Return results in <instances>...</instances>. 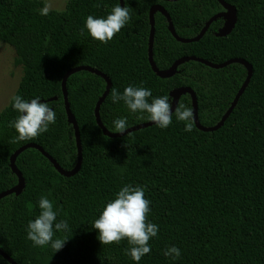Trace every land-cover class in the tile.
Wrapping results in <instances>:
<instances>
[{
    "label": "trees",
    "instance_id": "1",
    "mask_svg": "<svg viewBox=\"0 0 264 264\" xmlns=\"http://www.w3.org/2000/svg\"><path fill=\"white\" fill-rule=\"evenodd\" d=\"M235 6L237 20L226 36H216L225 19L214 20L203 37L177 41L166 17L156 12L153 59L159 69L181 56L214 63L239 57L252 65V76L236 106L217 130H184L173 112L165 129L156 124L118 138L103 134L94 108L106 81L81 70L67 78L70 109L79 127L82 163L73 176L61 175L35 148L16 158L25 185L19 195L0 199V249L18 264H264V0H225ZM120 0H68L63 10L41 15L43 0H0V42L13 48L22 76L13 95L31 101L39 97L56 114V122L34 139L16 140L9 122L17 113L11 103L0 111V192L14 186L17 176L9 157L21 145L36 143L65 169L77 162L72 124L68 121L61 81L75 66L89 65L111 80L100 105L104 126L126 118L128 127L149 121L147 112H132L123 101L113 103L111 90L129 86L150 89L152 97L169 96L181 86L197 96L198 117L215 125L229 108L246 78L241 63L211 68L197 61L181 63L168 78L158 77L148 61L149 10L161 4L177 35L196 36L207 20L224 10L218 0H123L130 21L106 44L91 37L86 17L106 18ZM99 5V7H97ZM83 30V31H82ZM56 97L55 100L47 101ZM152 97H149L151 102ZM192 109L189 94L178 105ZM125 184L143 186L150 201L148 222L158 226L149 240L150 253L139 262L125 254L127 239L101 244L92 227L104 205ZM47 197L57 220L69 229L56 231L65 240L55 252L51 245L36 246L27 238V225L40 213L38 201ZM175 245L178 259L165 256ZM0 264H10L0 255Z\"/></svg>",
    "mask_w": 264,
    "mask_h": 264
},
{
    "label": "clouds",
    "instance_id": "2",
    "mask_svg": "<svg viewBox=\"0 0 264 264\" xmlns=\"http://www.w3.org/2000/svg\"><path fill=\"white\" fill-rule=\"evenodd\" d=\"M50 10V6L45 3L39 11L41 15L46 16ZM130 19L129 9L117 4L106 18L88 15L85 27L93 39L106 44ZM149 97H152L151 90L142 86L129 85L123 93L116 88L111 90L113 103L123 101L132 112H147L148 119L161 129L167 128L173 118L169 96L152 97L151 102ZM10 99L13 109L19 113L15 120L9 122V126L14 127L18 132L16 140L34 139L41 133L47 132L49 125L56 122L55 112L47 103L41 102L39 97L29 102L17 94ZM175 116L178 121L186 122L185 131L193 130L194 117L191 108L179 104L175 108ZM113 124L114 132L123 133L128 128L126 118H117ZM144 193L143 186L125 184L115 194V198L104 205L99 217L92 223V227L98 230V239L101 244H118L127 239L130 247L124 250L125 254L130 255L137 262L150 253L149 240L158 233V226L147 220L150 201L145 198ZM38 205L40 213L34 220L29 221L27 238L36 246L43 247L50 244L56 252L63 247L65 240L59 238L53 240V229L67 231L69 225L66 220L56 222L57 213L54 211L53 203L47 197L41 196ZM164 255L175 260L181 256V250L173 245L165 249Z\"/></svg>",
    "mask_w": 264,
    "mask_h": 264
},
{
    "label": "water",
    "instance_id": "3",
    "mask_svg": "<svg viewBox=\"0 0 264 264\" xmlns=\"http://www.w3.org/2000/svg\"><path fill=\"white\" fill-rule=\"evenodd\" d=\"M165 1H177V0H165ZM218 2L222 5L224 10H222V11L214 14L213 16H211L207 20V22L204 24V26L200 30V32L196 36L191 37V38H184V37L177 35L175 28H174V25H173V22L169 16L168 12L166 11V9L161 4H154L150 7V10H149L150 30H149V41H148V61H149V64L151 66L152 71L158 77H160V78L170 77L174 73L175 69L181 63L186 62V61H190V60L200 62V63H202L208 67L215 68V69L225 67L226 65H229L231 63H241L245 66V68L247 70L246 78L243 81V83L241 84L237 93L235 94L234 99L231 102L229 108L223 114L221 119L215 125H212V126H204L200 123L199 117H198L197 96H196V94L192 88H190L188 86H181V87H178V88H176L170 92V95L172 96L171 108H172L173 112L175 111V108L178 105L180 97L184 94L190 95L191 101H192V111H193V117H194V124H195L197 129L204 131V132L215 131V130L219 129L224 124L225 120L228 118V116L231 114L234 107L236 106L241 94L243 93L244 89L246 88V86H247V84H248V82L252 76V72H253L252 65L250 63H248L245 59L239 58V57L229 58V59H227L223 62H220V63H214V62H211L207 59L196 57V56H181V57L177 58L176 60H174L173 63L168 68L159 69L157 67L156 63L154 62V59H153V41H154V35H155V17H154V14L158 11V12H161L166 17L167 22H168V26H169V30H170L172 36L177 41L183 42V43L196 42L203 37V35L207 31V29L209 28L210 24L214 20H216L217 18H224L225 22H224V26L221 27L218 30V32H216V36H226L234 27L236 20H237V11H236L235 6L227 3L225 0H218ZM120 4L123 5V0H120ZM81 70H86V71L92 72L98 76H101L106 81V88H105L104 92L102 93V95L98 98V100L95 104V108H94V116H95L96 124L102 130V132L105 136L110 137V138H118V137H122V136H124L127 133H130L132 131H136V130H139V129H142V128H145V127H148V126L155 124L154 122L149 120V121L140 122V123H137V124L130 126L123 133L109 131L104 126V124L102 123V121L100 119L99 109H100L101 103L104 101V99L106 98V96L109 93V90H110V87L112 84L111 80L102 71L95 69L89 65H79V66L72 67L64 73V75L62 77V81H61V87H62V94H63V99H64L66 115H67L68 121L72 124L73 129H74V136H75V142H76V148H77V162H76L75 166L70 170H65L40 145H38L36 143H31V142L23 144V145L19 146L9 157V166H10L11 170L17 176V183L14 186L1 191L0 192V199L7 196V195H10V194L19 195L22 192L24 185H25V181H24V178H23L20 170L16 166V158L22 151H24L27 148L37 149L43 156H45L52 163L54 168L63 176L70 177L79 171V169L81 167V163H82V146H81V140H80V134H79V127H78L77 121L75 119V116L72 113L70 106H69L68 97H67L66 82H67V78L71 74L78 72V71H81ZM55 99H56V97L54 96L52 98H49L47 101H51V100H55ZM40 100H41V102H44V100H42V99H40ZM0 255L3 258H5L10 264H18L1 249H0Z\"/></svg>",
    "mask_w": 264,
    "mask_h": 264
},
{
    "label": "rangeland",
    "instance_id": "4",
    "mask_svg": "<svg viewBox=\"0 0 264 264\" xmlns=\"http://www.w3.org/2000/svg\"><path fill=\"white\" fill-rule=\"evenodd\" d=\"M51 10H63L68 0H43ZM15 52L0 42V111L9 103L18 87L22 69L14 62Z\"/></svg>",
    "mask_w": 264,
    "mask_h": 264
}]
</instances>
